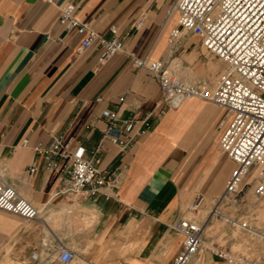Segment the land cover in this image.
I'll return each instance as SVG.
<instances>
[{
  "label": "crops",
  "instance_id": "0c3cea01",
  "mask_svg": "<svg viewBox=\"0 0 264 264\" xmlns=\"http://www.w3.org/2000/svg\"><path fill=\"white\" fill-rule=\"evenodd\" d=\"M68 1L76 3V17L99 34L110 36L116 26L123 50L106 60L97 42L80 50L82 35L59 21ZM173 2L0 0V171L38 209L34 219L0 209V264L27 263L34 252L44 264H58L60 244L89 264H170L182 249L172 224L189 214L196 194L207 201L222 193L236 166L220 148L226 110L197 97L163 110L158 80L132 66L133 58L148 57L175 69L171 64L182 58L191 65L188 78L213 86L220 77L224 65L220 70L218 62L189 61V40L201 44L198 37L183 33L171 44L178 25L177 13H169ZM139 19L144 25L136 29ZM105 108L121 119L148 116L147 133L120 153L102 139ZM55 134L72 148L84 147L88 158L99 148L98 166L116 171L117 184L97 194L66 191L67 182L47 169L36 150ZM207 236L196 264H264L259 237L233 238L228 231ZM238 245L248 251H237ZM211 248L231 252L235 262Z\"/></svg>",
  "mask_w": 264,
  "mask_h": 264
},
{
  "label": "built area",
  "instance_id": "2783aa9c",
  "mask_svg": "<svg viewBox=\"0 0 264 264\" xmlns=\"http://www.w3.org/2000/svg\"><path fill=\"white\" fill-rule=\"evenodd\" d=\"M76 10L74 1L66 2L61 7L59 21L68 30L74 28L82 35L80 50L97 42L102 48L101 60L123 50L124 40L116 26L110 27V36L101 35L88 22L80 21ZM173 12L178 15V25L170 33L171 42L189 33L224 62L225 67L216 83L211 86L204 81L185 80L163 59L135 57L132 66L149 71L158 80L163 90V110L176 108L194 97L225 109L226 116L220 125V148L236 163L222 193L214 198V209L204 221L186 215L172 224V230L182 236V249L170 264H196L205 247V227L213 215H220L218 205L224 201L238 203L250 176L257 179L255 193L264 195V0H174L169 13ZM143 25L144 20L139 19L134 27L141 29ZM101 115L106 120L102 139L115 144L120 153L130 149L148 131V116L142 120L121 119L117 111L108 108L103 109ZM36 150L44 155L47 169L57 171L67 182L66 191L76 193L89 189L97 194L101 188L112 187L118 182L116 171L108 172L98 166L99 148L88 158L84 147L72 148L70 142L55 134L47 145L40 144ZM205 201L204 195L196 194L187 206L188 213L201 210ZM0 209L27 219L38 216L37 207L4 181L1 171ZM238 225L250 229L246 221ZM211 251L228 263L235 262L229 251L215 248ZM77 257L76 250L60 244L55 259L60 264H70ZM6 264L44 262L34 252L27 263Z\"/></svg>",
  "mask_w": 264,
  "mask_h": 264
},
{
  "label": "rangeland",
  "instance_id": "374dc122",
  "mask_svg": "<svg viewBox=\"0 0 264 264\" xmlns=\"http://www.w3.org/2000/svg\"><path fill=\"white\" fill-rule=\"evenodd\" d=\"M189 42H192V45L188 47V51H194V54H192V57L189 58V61L191 60L194 62L197 60H205L211 65H215L218 62L221 65L220 70L223 68V65L225 67V64H223L224 62L222 60L202 48V45L199 44L198 40H195L194 37H191ZM180 49H182V47H180ZM181 59L182 58H178L171 64V66L175 68V72L183 79L188 81H196V79L190 77L188 78V76L192 73L191 70H189V66L191 65L185 62L183 63ZM213 67L214 66H212V68ZM246 180L248 183L245 185L241 200L238 203L234 204L230 201H224L218 205L217 210L220 215H213V217L210 219L208 228L206 230L207 232L205 231L203 234L204 240L209 234L212 235L214 233L220 232L224 233L225 231H228V236L233 238H250L255 236L259 237L261 240H264V195L255 193V186L257 184V179L255 177L250 176ZM214 203L215 201L213 199H208L205 201L201 210L189 213L188 215L194 216L196 218L198 216L204 217L207 215V213L209 214V212L214 209ZM243 221H246L248 226H250L248 231L238 229L237 225L233 224V222L241 223ZM260 248L261 252L259 255L260 258L264 260V247L261 245ZM235 249L244 253L248 251V247H243L240 245L236 246ZM70 264L89 263H84V259L79 256Z\"/></svg>",
  "mask_w": 264,
  "mask_h": 264
},
{
  "label": "bare ground",
  "instance_id": "6f19581e",
  "mask_svg": "<svg viewBox=\"0 0 264 264\" xmlns=\"http://www.w3.org/2000/svg\"><path fill=\"white\" fill-rule=\"evenodd\" d=\"M84 263H87V262H84Z\"/></svg>",
  "mask_w": 264,
  "mask_h": 264
}]
</instances>
